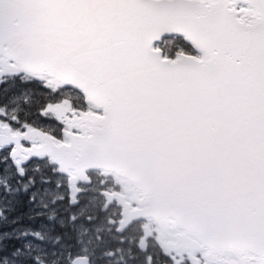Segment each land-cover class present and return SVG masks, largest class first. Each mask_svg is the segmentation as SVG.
Listing matches in <instances>:
<instances>
[{"label":"snow or ice","instance_id":"1","mask_svg":"<svg viewBox=\"0 0 264 264\" xmlns=\"http://www.w3.org/2000/svg\"><path fill=\"white\" fill-rule=\"evenodd\" d=\"M0 264H264V0H0Z\"/></svg>","mask_w":264,"mask_h":264}]
</instances>
